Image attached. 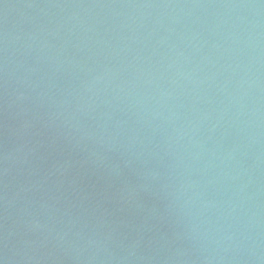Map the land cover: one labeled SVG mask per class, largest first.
<instances>
[{
	"label": "water",
	"instance_id": "1",
	"mask_svg": "<svg viewBox=\"0 0 264 264\" xmlns=\"http://www.w3.org/2000/svg\"><path fill=\"white\" fill-rule=\"evenodd\" d=\"M0 264H264V0H0Z\"/></svg>",
	"mask_w": 264,
	"mask_h": 264
}]
</instances>
